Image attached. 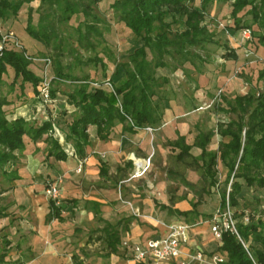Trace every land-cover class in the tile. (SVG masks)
<instances>
[{
  "label": "trees",
  "instance_id": "obj_1",
  "mask_svg": "<svg viewBox=\"0 0 264 264\" xmlns=\"http://www.w3.org/2000/svg\"><path fill=\"white\" fill-rule=\"evenodd\" d=\"M32 1L0 0L3 33L11 31L9 27L4 28L3 24L8 13L17 14L23 5ZM38 1L39 5L34 8L38 13V24H31L32 7H29L25 29L43 45L48 44L51 36L59 40L56 26L68 23L72 18H75L76 23H71L70 26L76 31V40L80 45H83L82 41L87 40L90 33L96 31L100 34L94 23L86 24L85 32H82L81 24L90 16L91 7L101 0ZM208 1L210 0H203L195 7L191 5L194 0H114L110 6L117 21L123 23L138 44L128 54L127 61L117 65L112 76L105 75V65L97 57L103 75L100 79L74 77L64 73L57 63L51 81L59 79L75 84L66 94L67 102L74 109L65 112L70 114V120L63 127L55 125L56 120L53 121L49 116L40 122L22 116L8 117L22 103L26 84L36 94L44 75L38 76L35 73L31 66L32 60L24 55L26 51L22 43L18 41L21 46L18 49L13 45V40L7 39L8 42L0 52V81L3 76H11L12 90L15 91L18 86L20 92H15V99L0 95V177L3 178L0 179V189H4L3 184L10 185L20 178L18 169L14 168L18 160L17 152L44 135V140L49 142L45 159H66L67 153L59 139L53 135L54 126L62 132L64 142L70 144L81 159L86 156V147L90 143L89 126H95L97 136L102 139L107 138L118 123L127 132L157 127L165 116L166 99L153 98L156 94L152 86H160L155 70L169 67L167 56L171 59L183 56V61L194 65L191 56H200L191 47L199 46L204 40L211 41L213 35L217 34L208 29L203 19V10ZM223 1L229 5L230 20L219 33L224 34L223 30H228L227 28L232 31L249 28L251 36L243 43H254H249L251 47L245 45L254 53L260 49L262 54L258 55V59L264 64V0ZM43 6L46 7L44 11L41 10ZM92 17L97 20L96 15ZM89 45L92 46L91 43ZM222 45L226 50L223 57L235 60V50L229 49L225 43ZM178 62L182 67L183 62ZM119 70L123 71V75L118 74ZM262 75L264 71L260 77ZM106 79L112 83L113 90L102 85ZM164 81H167V76H164ZM94 82L99 85L94 86ZM50 95L54 96L53 91ZM218 108L222 113L215 129L219 136L216 150L210 148L213 131L201 130L198 125H195L196 133L192 143L186 141L185 135L178 134L170 144L178 149L176 159L192 158L198 167L203 187L211 188L223 184V188L218 191L219 211L222 214L227 210L231 211L238 235L230 229L223 230L217 250L208 254L222 255L224 264H264V203H260L263 201L264 191V87L257 92L238 93L232 101H226ZM193 148L199 149V152L193 153ZM218 163L225 167L223 181L217 177ZM100 172L105 174L106 169L101 167ZM185 184L192 185L189 181H185ZM48 202L46 218L62 219L63 206L56 204L51 198ZM191 206L188 210H169L188 224L195 223L198 218L204 220L206 216L197 210V203L193 202ZM3 210L4 207L0 205V217L5 215ZM127 222L125 221L123 230L127 228ZM118 223L106 222L102 227L108 253L117 252L118 245L121 244V228H118ZM6 255L7 251L0 253V263L4 262Z\"/></svg>",
  "mask_w": 264,
  "mask_h": 264
},
{
  "label": "rangeland",
  "instance_id": "obj_2",
  "mask_svg": "<svg viewBox=\"0 0 264 264\" xmlns=\"http://www.w3.org/2000/svg\"><path fill=\"white\" fill-rule=\"evenodd\" d=\"M113 1L101 0L98 4L91 7L90 16H87L86 22L81 24L82 32L87 30L85 28L86 24L94 23L100 34L96 31L90 33L87 36V40L82 41L83 45L77 43L76 31L70 26L71 23H76L75 18H72L68 23L56 26L58 29L56 31L61 41L51 36L48 44L43 45L30 36L25 29L28 8L32 7L31 24L37 25L38 13L34 8L39 5L38 0H33L30 4L23 5L17 14L8 13L7 19L3 21L4 28L9 27L13 33V40L23 44L26 51L24 55L32 60L31 66L35 73L41 76L42 74L44 75L45 70L48 77L47 80H50L48 87L49 98L46 103H43V98L40 96V84L37 88L38 94H35L32 88L26 84L23 93L25 97H22L23 101L16 107L14 114L12 116L8 115L9 118L22 116L28 120L35 119L40 122L46 119L44 118L45 116H49L53 121L56 120L55 125L63 127L65 122L70 120V114L65 112L74 109L67 102L66 94L75 84L59 79L51 81L52 74H54L53 69L57 63H59L64 73H69L74 77L87 76L89 79H100L103 75L101 63L96 60L97 57H100L105 65L106 76H112L118 67L117 65L127 61L128 54L138 43L135 42L133 35L123 23L117 21L110 6ZM201 1L203 0H194L191 5L199 6ZM41 10H46V7L43 6ZM92 15H96L97 20H94ZM203 19L207 23L208 29L217 34L213 35L211 41L204 40L199 46L191 47V50L200 56H191L194 65L192 66L188 61H183V56H177V60L167 56L166 62L169 63V67L155 70V74L158 76L157 82L160 86H152L156 94L153 98L156 100L161 97L166 99L164 101L166 118L157 125L152 135L147 136L149 152L146 157L140 158V166H137L138 159H136L135 164L133 163V168L130 169V175L125 172L118 179L113 178V184L111 183V185L117 202L113 206L114 211L118 209L116 206H121L124 209L121 213L134 215L133 207L135 204L130 198L124 197L123 189L124 185L131 180L132 175L140 177L145 171V178L139 179L136 185H139V188L143 189L144 193L147 192L149 197H153L156 194L159 182H165L168 179L164 189L170 195V199L172 198V205L175 204V201L184 199L186 203L181 206V210H184V208L187 210L192 207L191 204L193 202L197 203V210L206 217L204 220L196 219V222L193 223L195 226L205 224L207 229H209L211 218L214 215L221 217L222 221L228 218V214H222L219 211L218 191L223 188V184L215 185L211 188L203 187L198 167L192 161V158L176 159L175 154L178 149L174 148L170 143L176 139L178 134L182 133L187 137L188 142H193L194 134L196 133L195 125H198L201 130L210 129L213 131L210 148L216 150L219 136L216 134L215 129L222 113L218 106L221 107L226 101H232L233 97L238 93L243 94L246 91L257 92L262 89L264 87V75L260 77V74L264 71V64L262 60L258 59V55L262 54L260 49L249 57L245 56V49L249 46L251 47V44L253 45L254 43L251 41L249 42L251 44L243 43L239 30L232 31L227 28L228 30H223L224 34L219 33L223 27L222 25L225 26V23L230 20L227 2L223 0L208 1L203 10ZM12 43L14 45V42ZM223 43L229 49L235 50L237 54L235 60H227L223 57L226 51L222 45ZM17 48L20 49L21 46L19 45ZM44 58H50V64L46 68L42 61ZM178 61L183 62L182 67L179 66L180 63ZM175 65H177V68H174ZM118 74L123 75V71L119 70ZM164 76H167L166 82L164 81ZM10 81L11 76H3L0 81V95L15 99L14 94L15 92L19 93L20 89L16 86V90H12ZM51 91L54 93L52 97L50 95ZM167 118H169V122L164 121ZM53 135L60 139L55 129ZM45 137L44 135L37 141L39 146L35 152L39 154V159H43L42 157L43 155L45 156L49 147V142L44 140ZM192 151H196L195 148ZM17 156L20 161L17 160L15 162L14 168L20 169L18 173L24 175V172H26L24 167V149L17 152ZM45 160L49 159L46 158ZM224 173L225 167L218 163L217 177L221 181L224 179ZM56 177L43 174L41 177V192L44 193L47 184L53 182ZM0 179L3 178L0 177ZM185 181H189L192 185L185 184ZM147 183H150L152 187H147ZM3 185L6 187L9 184ZM11 188L9 185L8 188L0 189L1 191L8 190L6 194H0V205L4 207L3 213L6 215L0 217V253L7 251L4 262L0 264H24V261L17 257L22 246H25L22 245L23 242H20L23 241L21 238H24L27 233L25 228H20V221L17 222L20 217L22 218L26 214L23 211L24 206L19 204V202L23 201L24 196L23 194L11 193L9 191ZM44 195L49 198L45 193ZM262 197L263 201L260 203H264V191L262 192ZM229 212L231 216V211ZM165 213H167L166 217L162 218L158 216L161 215L160 211H158V215H155V211L150 214L148 211L140 210L139 215L134 216L144 219L142 223L147 225L150 232L155 231L156 228L147 224L146 221L152 220L156 222L158 220L159 223L160 221L170 223L182 220V217L175 212L165 211ZM97 223L102 225L100 222ZM97 223L94 221V223L88 225L87 230L98 226ZM142 223L141 225H143ZM209 231L206 235L208 237H210ZM32 232L37 233L36 227H34ZM93 235H97V233H93ZM213 242L212 248L216 251L218 243L214 239ZM91 247V249L100 251L101 244L100 242H91ZM65 256L69 263L75 264V261L78 260L73 257L70 258V253L68 252Z\"/></svg>",
  "mask_w": 264,
  "mask_h": 264
},
{
  "label": "crops",
  "instance_id": "obj_3",
  "mask_svg": "<svg viewBox=\"0 0 264 264\" xmlns=\"http://www.w3.org/2000/svg\"><path fill=\"white\" fill-rule=\"evenodd\" d=\"M165 116L164 118H166ZM164 121L169 122V118ZM156 128H152L151 131L141 128L127 132L123 131L122 124L118 123L112 128L107 138L102 139L97 136L95 126H89L90 143L86 147V156L82 159L79 172L76 171V168L81 158L77 155H67L64 160H54L53 157L45 160V153L43 159H39V154L35 152L39 146L38 142H30L24 149L26 172L24 175L20 173V178L10 183L12 188L9 190L11 193L23 194L24 196L23 201L19 204L24 206L23 211L26 214L24 217H20L17 222L20 221V228H25L27 233L24 238H21L23 241L20 242H23L22 245L25 246H22L17 257H20L24 264H73L67 261L65 254L68 252L70 258L78 259L75 264H131L130 253L121 244L118 245L117 252L108 253L105 234L102 230L106 222L111 224L119 222L121 241L128 238L130 243H144L149 238L163 235L165 228L158 220L156 222L146 221L147 224L156 228L155 231L150 232L147 225L142 223L144 219H139L135 217L136 215L129 213H121L124 210L121 206H116L118 209L114 211L113 206L117 202L111 185L113 178L118 179L125 172L127 175L130 173L136 159H138V165L141 164L140 158L146 157L149 152L147 136L152 135ZM58 131L62 134L60 130ZM62 139L63 141H59L65 148L66 143L63 134ZM186 141L188 142L187 137ZM195 150L192 152H199V149L195 148ZM102 154L103 156H101ZM101 167L106 169L105 174H101ZM43 174L61 177L63 192L58 204L63 206L61 210L62 219L46 218L49 211V198L40 190ZM144 174L145 171L140 177L131 178L123 189L124 197L130 198L135 204L133 207L135 211L138 213L140 210L148 211L150 214L155 211V215H158V211H160L161 215L158 216L164 218L167 214L165 211L170 212L169 209L171 208L181 210V206L186 202L184 199L177 200L172 205V198L170 199V195L164 189L168 179L157 184V192L153 197H149L147 192L144 193L143 189L136 185L139 179L145 178ZM8 187L9 185H6L4 189ZM147 187L152 186L147 183ZM6 192L8 190L2 191L0 194H6ZM92 202L96 204H92ZM94 221L100 222L102 225L97 223L98 226L87 230V226ZM125 221H128L127 228L123 230ZM191 225L189 230L190 241L184 249L192 248L193 244L196 243L207 254L214 251L212 234L207 226L205 224ZM34 227H36V234L32 232ZM208 231L210 237L206 236ZM93 233H97V235H93ZM32 234L34 235L31 236ZM42 241L43 243H41ZM91 242H100V251L91 249Z\"/></svg>",
  "mask_w": 264,
  "mask_h": 264
},
{
  "label": "built area",
  "instance_id": "obj_4",
  "mask_svg": "<svg viewBox=\"0 0 264 264\" xmlns=\"http://www.w3.org/2000/svg\"><path fill=\"white\" fill-rule=\"evenodd\" d=\"M224 27V25H222ZM241 41L249 39L251 36V31L249 28H243L241 31ZM7 39L13 40L12 31L3 33L1 30L0 23V52L3 50L5 44L8 42ZM14 45L19 47L18 41H14ZM251 54H254L249 48L245 49V56L249 57ZM44 62L45 68L50 64L49 58L42 59ZM46 71L44 70V78L40 83V96L43 98V103H46L49 98L48 87L49 81L47 80ZM94 86L99 84L94 82ZM102 85L106 86L108 89L113 90L112 83L106 79L103 81ZM44 118H47L45 116ZM55 131L59 134V140L63 141L61 133L56 127ZM147 131H151V127H145ZM65 152L69 156H76L74 148L66 143L64 148ZM103 156V154L101 155ZM83 160L80 159L79 165L76 168V171L81 170V164ZM137 166L138 163H136ZM139 168V167H137ZM135 177L132 175L131 178ZM61 177H57L53 182L48 183L44 189V193L55 201L56 204L59 202L60 195L62 194L61 187ZM134 215H139L137 211H133ZM224 214H228V218L225 221H222L221 217L214 215L210 221V232L213 239L220 244L222 231L225 229H230L233 233L237 234L235 224L230 216L229 210ZM247 221V218L245 219ZM160 224L164 226L165 233L158 237H153L147 239L144 243H130L128 238H125L121 241V245L124 249L128 250L130 253L131 264H224V258L218 253H213L211 255L207 254L205 250L196 243L193 244L192 248L184 249L186 245L189 244V230L191 224H188L183 221H175L170 223H164L160 221Z\"/></svg>",
  "mask_w": 264,
  "mask_h": 264
}]
</instances>
